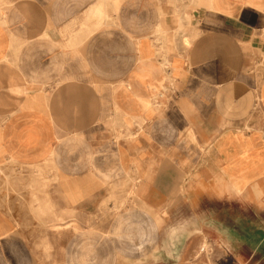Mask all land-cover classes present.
Returning a JSON list of instances; mask_svg holds the SVG:
<instances>
[{
    "label": "crops",
    "instance_id": "crops-1",
    "mask_svg": "<svg viewBox=\"0 0 264 264\" xmlns=\"http://www.w3.org/2000/svg\"><path fill=\"white\" fill-rule=\"evenodd\" d=\"M10 161L50 180L49 222H112L99 264L162 243L169 263L211 264L234 222L261 237L236 209L264 212V0H0ZM91 210L111 215L75 214Z\"/></svg>",
    "mask_w": 264,
    "mask_h": 264
},
{
    "label": "rangeland",
    "instance_id": "rangeland-1",
    "mask_svg": "<svg viewBox=\"0 0 264 264\" xmlns=\"http://www.w3.org/2000/svg\"><path fill=\"white\" fill-rule=\"evenodd\" d=\"M83 151L85 154L87 148L75 147L77 155L82 156ZM37 169L39 171V168L18 166L11 161L0 163V208L14 220L0 222V264H99L96 252L106 251L109 255L114 247L113 241H108L109 237L101 243L97 241L101 232L110 233L112 222H49V194L44 195V191L49 190L50 180L35 178L34 171ZM84 213L92 219L103 214H107V217L111 215V212L98 210L75 212L77 216ZM242 213L251 218H264V212L236 209V215ZM6 223L9 230L4 226ZM254 223L250 222V229L246 222L233 223L235 234L231 238L230 251L222 252L223 249H220L214 252L209 250V246L206 247L203 253L212 256L210 263L264 264V235H255L258 227ZM249 231L251 235H248ZM259 243L261 251L255 252ZM162 247L163 243L155 256L143 260L142 264H176L164 258ZM121 248L128 252L130 244L121 243Z\"/></svg>",
    "mask_w": 264,
    "mask_h": 264
},
{
    "label": "bare ground",
    "instance_id": "bare-ground-1",
    "mask_svg": "<svg viewBox=\"0 0 264 264\" xmlns=\"http://www.w3.org/2000/svg\"><path fill=\"white\" fill-rule=\"evenodd\" d=\"M44 99H45V98H44ZM128 108H129V107H128ZM119 121H120V120H119ZM121 123H122V122H121ZM122 129H123V128H122ZM121 132H122V131H121ZM8 178H9V177H8ZM38 210H39V209H38ZM38 212H39V211H38ZM106 215H107V214H106ZM39 217H40V216H39ZM71 219H72V218H71ZM45 223H46V222H45ZM64 223H65V222H64ZM87 225H88V224H87ZM52 227H53V226H52ZM50 230H51V229H50ZM57 234H58V233H57ZM57 234H56V235H57ZM49 235H50V234H49ZM54 236H55V235H54ZM54 236H53V237H54ZM52 239H53V238H52ZM53 241H54V240H53ZM52 247H53V246H52ZM56 251H57V250H56ZM58 251H59V250H58ZM70 251H71V250H70ZM57 253H58V252H57Z\"/></svg>",
    "mask_w": 264,
    "mask_h": 264
}]
</instances>
